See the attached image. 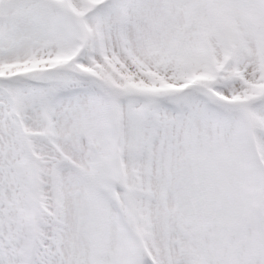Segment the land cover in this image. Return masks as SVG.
<instances>
[{"label":"snow or ice","instance_id":"6c2138e0","mask_svg":"<svg viewBox=\"0 0 264 264\" xmlns=\"http://www.w3.org/2000/svg\"><path fill=\"white\" fill-rule=\"evenodd\" d=\"M0 264H264V0H0Z\"/></svg>","mask_w":264,"mask_h":264}]
</instances>
